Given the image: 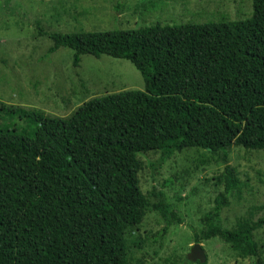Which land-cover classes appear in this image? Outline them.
<instances>
[{"label": "trees", "instance_id": "16d2710c", "mask_svg": "<svg viewBox=\"0 0 264 264\" xmlns=\"http://www.w3.org/2000/svg\"><path fill=\"white\" fill-rule=\"evenodd\" d=\"M251 4L244 20L201 24L63 32L37 22L52 42L46 58L66 49L74 68L83 56L129 61L144 92L94 97L66 116L0 102V202L10 188L23 191L0 207V264H146L127 235L156 213L165 226L153 237L163 246L181 219L164 191L142 190V155L159 154L163 166L186 149L222 153L223 162L233 147L264 151V0ZM215 180L223 191L195 242L218 238L264 264L255 236L264 217L223 221L244 181L231 165Z\"/></svg>", "mask_w": 264, "mask_h": 264}, {"label": "rangeland", "instance_id": "374dc122", "mask_svg": "<svg viewBox=\"0 0 264 264\" xmlns=\"http://www.w3.org/2000/svg\"><path fill=\"white\" fill-rule=\"evenodd\" d=\"M251 15V0H0V102L66 116L94 97L129 89L144 92L143 76L129 61L83 56L80 66L74 68L73 51L66 49L46 58L52 42L39 34L37 22L47 31L101 32L138 29L157 22L244 20ZM141 158L142 190L164 191L181 219V224L171 227L163 246L153 237L165 226L156 213H148L127 235L132 253L146 264H187V256L197 244L194 233L203 229L201 218L223 191L216 186L215 177L226 165L236 168L245 186L242 197H233L225 210V226L232 227L251 211L255 218L264 217V151L233 147L223 162L222 153L186 149L163 166L157 164L159 154L155 152ZM22 196L21 188H10L0 207L17 204ZM255 236L264 261V227ZM199 244L206 252V264H254L253 259L239 258L218 238Z\"/></svg>", "mask_w": 264, "mask_h": 264}, {"label": "water", "instance_id": "95a60500", "mask_svg": "<svg viewBox=\"0 0 264 264\" xmlns=\"http://www.w3.org/2000/svg\"><path fill=\"white\" fill-rule=\"evenodd\" d=\"M187 260L190 262H200L201 264L206 263L207 255L203 247L197 243L193 246L190 253L187 256Z\"/></svg>", "mask_w": 264, "mask_h": 264}]
</instances>
